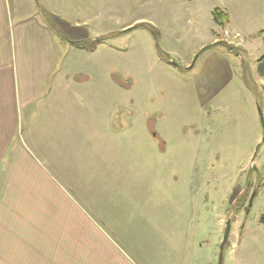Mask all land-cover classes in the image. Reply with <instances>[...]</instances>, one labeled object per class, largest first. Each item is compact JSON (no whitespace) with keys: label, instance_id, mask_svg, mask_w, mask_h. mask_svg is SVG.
Instances as JSON below:
<instances>
[{"label":"crops","instance_id":"obj_1","mask_svg":"<svg viewBox=\"0 0 264 264\" xmlns=\"http://www.w3.org/2000/svg\"><path fill=\"white\" fill-rule=\"evenodd\" d=\"M189 1L201 42L217 41L212 11L220 7L230 21L218 27L264 44V0ZM39 7L84 26L91 39L98 35L48 0H0V264H196L195 239L178 243L179 218L172 235L179 214L169 201L149 208L147 180L132 167L150 166L116 139L123 87L112 81L111 62L100 59L101 41L69 44ZM230 68L219 46L211 48L199 74L209 99Z\"/></svg>","mask_w":264,"mask_h":264},{"label":"rangeland","instance_id":"obj_2","mask_svg":"<svg viewBox=\"0 0 264 264\" xmlns=\"http://www.w3.org/2000/svg\"><path fill=\"white\" fill-rule=\"evenodd\" d=\"M48 1L96 31L91 39L84 26H77L90 41L85 45L103 38L100 59L111 62L112 81L123 87L116 92L117 112L124 110L116 139L130 143L136 163L142 159L150 166L149 171L132 167L147 180L149 208L169 201L179 214L172 235L179 218L178 243L195 239L196 264H218L228 217L222 264H264V225L259 223L264 214V76L258 73L264 44L215 27L219 43L214 47L230 63L232 76L209 99V85L202 84L207 78L199 74L212 47L188 68L201 48L212 44L209 37L201 42L189 0ZM81 35L67 33L70 41ZM129 86L133 95L125 91Z\"/></svg>","mask_w":264,"mask_h":264},{"label":"trees","instance_id":"obj_3","mask_svg":"<svg viewBox=\"0 0 264 264\" xmlns=\"http://www.w3.org/2000/svg\"><path fill=\"white\" fill-rule=\"evenodd\" d=\"M39 12H40L41 16L43 17L45 23L62 40L68 41L71 44L79 45V46L84 45L85 43L86 44L90 43V41L87 39V35L84 33L85 30L83 28L80 29V27L70 25L68 22L64 21L62 18H60V17H58V16H56V15H54V14H52V13L46 11V10H44L41 7H39ZM212 19H213V21H214V23L216 25H219L221 27H224L227 24H229V16H228L227 11L222 9V8H220V7H216V8L213 9V11H212ZM69 32H78V33H81L83 35H81V37H79V39L70 41L69 37L67 36V33H69ZM217 43H219V42H216L215 44H212V45L205 46L200 52L213 47ZM261 62H260L259 67H258V73L261 76H264V62H262V63ZM235 193H233V194H235ZM232 197L233 196H231L230 199H232ZM259 223L264 225V214H262L260 216Z\"/></svg>","mask_w":264,"mask_h":264},{"label":"water","instance_id":"obj_4","mask_svg":"<svg viewBox=\"0 0 264 264\" xmlns=\"http://www.w3.org/2000/svg\"><path fill=\"white\" fill-rule=\"evenodd\" d=\"M131 27L126 28L125 30H130ZM97 40H95L94 42H96ZM198 54H196L193 58V60L191 61V64L188 66V68H191L197 58ZM264 58V54H262L258 60H262ZM175 65V64H174ZM178 66V65H177ZM255 167L253 166V169ZM230 228H231V219L228 217V219L225 222V228L223 230V237L221 240V243L219 245V253H218V264H222V260H223V250H224V246L228 240V236H229V232H230Z\"/></svg>","mask_w":264,"mask_h":264}]
</instances>
